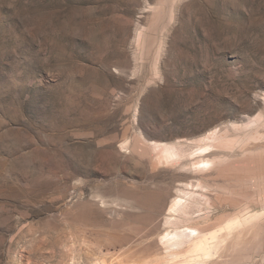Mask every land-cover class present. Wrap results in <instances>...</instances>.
<instances>
[{
  "label": "rangeland",
  "instance_id": "rangeland-1",
  "mask_svg": "<svg viewBox=\"0 0 264 264\" xmlns=\"http://www.w3.org/2000/svg\"><path fill=\"white\" fill-rule=\"evenodd\" d=\"M78 257L264 264V0H0V264Z\"/></svg>",
  "mask_w": 264,
  "mask_h": 264
},
{
  "label": "bare ground",
  "instance_id": "bare-ground-1",
  "mask_svg": "<svg viewBox=\"0 0 264 264\" xmlns=\"http://www.w3.org/2000/svg\"><path fill=\"white\" fill-rule=\"evenodd\" d=\"M168 13V12H167ZM169 15V14H168ZM164 27H166V24H165V26ZM165 34V33H164ZM159 37V36H158ZM215 135L213 134V135H208V140H210V139H214L215 137H214ZM219 137V136H218ZM187 141V140H186ZM210 141H212V140H210ZM214 141H212L211 143H213ZM171 145V144H170ZM164 147H169L168 146V143H165L164 145H163ZM172 146V145H171ZM169 147V148H172V147ZM212 146V144H210V143H208L206 146H205V148L203 149L204 151H207V149L209 148V147H211ZM166 150V149H165ZM214 150V149H213ZM213 152V151H212ZM211 151L209 152V151H207L206 153H205V155L204 156H202V157H200V159H198L197 161H195V163H204V164H206V163H208V162H210V161H212V157L211 156H213L214 155V153H212ZM171 156V155H170ZM205 166V165H204ZM190 192V191H189ZM191 194V193H190ZM185 203V202H184ZM184 203H183V198H181V199H178V200H176L175 201V204L172 206L173 208H172V210L173 211H175V212H182V213H184V214H189V213H186V211L185 210H183V208L181 207V206H183L184 205ZM184 220V219H183ZM177 223V222H176ZM179 223V222H178ZM174 229V228H173ZM197 229L196 228H192V227H189V226H183V228L180 226V227H176V230L175 231H169L162 239H163V241H165V244H167L168 245V247L172 250V251H176L177 250V248L175 249V246L176 247H179V246H181V245H183V244H188L189 242H191V241H193V240H195L196 239V236H195V233H193L194 231H196ZM194 234V235H193ZM185 247V246H184ZM183 248V247H182ZM74 257H75V255H74ZM72 259H73V257H72ZM74 260H76V261H74ZM74 260H73V262H74V264H77V263H79L80 262V259H79V257L78 258H74ZM72 262V261H71ZM91 264H105V262L103 261V260H101V259H93L92 261H91Z\"/></svg>",
  "mask_w": 264,
  "mask_h": 264
}]
</instances>
